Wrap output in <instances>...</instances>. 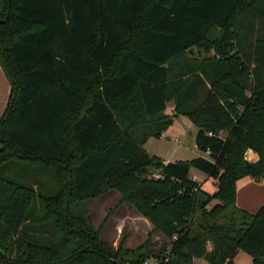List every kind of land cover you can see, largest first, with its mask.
Wrapping results in <instances>:
<instances>
[{
  "label": "trees",
  "instance_id": "1",
  "mask_svg": "<svg viewBox=\"0 0 264 264\" xmlns=\"http://www.w3.org/2000/svg\"><path fill=\"white\" fill-rule=\"evenodd\" d=\"M0 61V264H264V203L238 205L241 180L264 179V0H0ZM180 116L203 155L167 163L145 145ZM6 163L50 169L57 192ZM113 189L166 235L158 251L94 225L85 200Z\"/></svg>",
  "mask_w": 264,
  "mask_h": 264
},
{
  "label": "rangeland",
  "instance_id": "2",
  "mask_svg": "<svg viewBox=\"0 0 264 264\" xmlns=\"http://www.w3.org/2000/svg\"><path fill=\"white\" fill-rule=\"evenodd\" d=\"M10 93V80L0 61V117L7 108ZM173 106V104L169 105L166 111L167 114H172L171 107ZM169 129H167V136L161 139L151 138L146 142L145 148L152 154L169 160L168 162L192 160L203 155L200 148L196 145L195 135L198 128L193 123L187 119L179 118ZM190 131L194 134L191 135ZM248 152L245 155V160L249 163L255 162ZM1 172L5 176L20 182L30 181V184L35 182L37 184L35 186L37 192L45 196H52L58 190L55 175L50 169H36L34 167H26L23 164L6 163ZM193 174H196V180L199 178V180L204 181L205 173L202 171L194 168ZM249 180L251 178L243 179V182H241L246 187L239 190L238 204L240 207L242 206L248 211L256 213L258 208L264 203V179L247 185L246 181ZM215 181L211 179L206 183L205 189L207 192L210 193L216 188L217 181L216 183ZM215 202L210 203L209 208ZM84 203L87 204L94 225L101 230L102 236L116 247L124 240V244L128 248H138L150 238V243H152L150 246L156 252L160 249L163 242L168 239L165 234L153 231L152 223L143 214L139 213L129 203L123 202L117 189L110 190L99 197L86 199ZM44 206V201L39 198L34 208L41 219L35 223V226L37 228L46 226L51 233L50 238L54 239V243H52L60 244L62 235L56 228L54 229V219L45 214ZM44 240L49 243L47 238H44L43 242ZM62 253L67 254L69 251L62 248ZM236 257L235 264H254L252 256L245 250L240 251ZM197 264L209 263L199 259Z\"/></svg>",
  "mask_w": 264,
  "mask_h": 264
},
{
  "label": "crops",
  "instance_id": "3",
  "mask_svg": "<svg viewBox=\"0 0 264 264\" xmlns=\"http://www.w3.org/2000/svg\"><path fill=\"white\" fill-rule=\"evenodd\" d=\"M173 109H174V106L173 107H171V110L173 111ZM179 118H182V119H187V120H189L188 118H186V117H183V116H180V117H176V119H175V123H176V121L179 119ZM190 121V120H189ZM191 122V121H190ZM169 129V128H168ZM171 129V128H170ZM169 129V130H170ZM191 132V131H190ZM194 134V133H193ZM168 134H167V130L163 133V135L161 136V138H164L165 136H167ZM161 138H159V139H161ZM150 140V139H149ZM148 140V141H149ZM151 153V152H150ZM249 154H250V157H253V160L254 161H256L257 159H258V155H257V153H254V151H252V150H249V152H248ZM152 154V153H151ZM155 155V154H154ZM158 156V155H157ZM160 157V156H159ZM161 158V157H160ZM163 158V157H162ZM164 159V158H163ZM165 160V159H164ZM167 163H169L168 161L169 160H165ZM191 176L193 177V178H195L196 177V174H193V170H192V172H191ZM198 180H199V178H197ZM213 180V181H215V179H213V178H208L207 177V175L205 174V179H204V181H202V180H199L200 182H203V188L205 189V185H206V183L209 181V180ZM249 181H251V182H249ZM249 181H246V183H247V185L248 184H250V183H252V182H254V180L253 179H251V180H249ZM241 182H243L242 180H241ZM215 183H216V181H215ZM243 187H246V186H244V183L243 184H241L240 185V187H239V190H241ZM216 189V188H215ZM214 189V190H215ZM206 190V189H205ZM213 190V191H214ZM210 192H212V191H210ZM238 203H239V200H238ZM239 205V204H238ZM243 205H244V203H243ZM242 207V206H241ZM244 208V207H243ZM245 209V208H244Z\"/></svg>",
  "mask_w": 264,
  "mask_h": 264
},
{
  "label": "water",
  "instance_id": "4",
  "mask_svg": "<svg viewBox=\"0 0 264 264\" xmlns=\"http://www.w3.org/2000/svg\"><path fill=\"white\" fill-rule=\"evenodd\" d=\"M190 133H191V135L193 134V132H192V131H191ZM169 163H170V162H169ZM246 163L250 164V163H249V162H247V161H246ZM0 255H1V256H3V255H4L3 251H1V250H0Z\"/></svg>",
  "mask_w": 264,
  "mask_h": 264
},
{
  "label": "built area",
  "instance_id": "5",
  "mask_svg": "<svg viewBox=\"0 0 264 264\" xmlns=\"http://www.w3.org/2000/svg\"><path fill=\"white\" fill-rule=\"evenodd\" d=\"M170 250V249H169ZM146 264H148V262H146Z\"/></svg>",
  "mask_w": 264,
  "mask_h": 264
}]
</instances>
